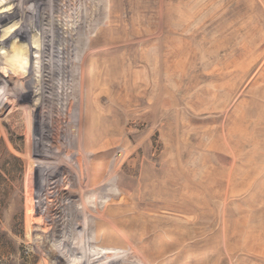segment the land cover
Returning <instances> with one entry per match:
<instances>
[{"label":"rangeland","instance_id":"1","mask_svg":"<svg viewBox=\"0 0 264 264\" xmlns=\"http://www.w3.org/2000/svg\"><path fill=\"white\" fill-rule=\"evenodd\" d=\"M98 255L264 264V0H0V264Z\"/></svg>","mask_w":264,"mask_h":264},{"label":"bare ground","instance_id":"2","mask_svg":"<svg viewBox=\"0 0 264 264\" xmlns=\"http://www.w3.org/2000/svg\"><path fill=\"white\" fill-rule=\"evenodd\" d=\"M20 43V42H19ZM21 47V46H20ZM12 52V51H11ZM82 179V178H81ZM82 184V183H81ZM86 208H87V210H89L88 209V206H86ZM80 215V214H79ZM135 219V218H134ZM82 223V222H81ZM86 223V222H85ZM66 232V231H65ZM90 245V244H89ZM108 252V251H107ZM107 252H105V253H107ZM107 255V254H106ZM111 255V254H110ZM91 257V256H90ZM116 258H117V256H115ZM99 258H101L99 255L94 259V261L92 262L93 264L95 263V262H97L98 263V261H100V259ZM105 258V257H104ZM90 259H92V258H90ZM118 259V258H117ZM115 260V259H114ZM119 260V259H118ZM89 261V260H88ZM85 262L86 261H84V262H75V263H72V264H85ZM91 263V264H92ZM66 264V263H65ZM109 264H114L113 263V261L111 262V263H109Z\"/></svg>","mask_w":264,"mask_h":264},{"label":"trees","instance_id":"3","mask_svg":"<svg viewBox=\"0 0 264 264\" xmlns=\"http://www.w3.org/2000/svg\"><path fill=\"white\" fill-rule=\"evenodd\" d=\"M12 156H13V158L18 159V157H16L15 155H12Z\"/></svg>","mask_w":264,"mask_h":264}]
</instances>
